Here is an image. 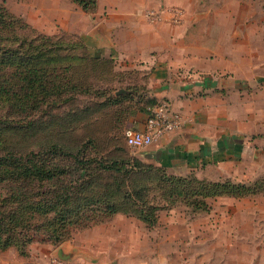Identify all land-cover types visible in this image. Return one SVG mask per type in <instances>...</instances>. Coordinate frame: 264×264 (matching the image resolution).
<instances>
[{"label":"crops","instance_id":"obj_1","mask_svg":"<svg viewBox=\"0 0 264 264\" xmlns=\"http://www.w3.org/2000/svg\"><path fill=\"white\" fill-rule=\"evenodd\" d=\"M28 1L39 31L80 40L93 57L113 60L117 92L135 96L125 113L128 128L145 127L146 98L182 114V127L155 142L162 154L148 160H166L170 172L205 169L220 181L264 183V0H97L93 11L73 0ZM175 6L184 11L178 24L169 11ZM159 8L163 20L151 21L146 12ZM254 195L242 199L244 238L228 240L227 264H264V191ZM226 199L231 214L241 208L240 198ZM162 217L149 226L119 212L59 245L36 240L26 258L13 247L2 250L0 264H50L60 250L91 264H193L189 250L181 255L173 242V222ZM185 243L202 251V240ZM215 251L195 255V264L218 262Z\"/></svg>","mask_w":264,"mask_h":264},{"label":"rangeland","instance_id":"obj_2","mask_svg":"<svg viewBox=\"0 0 264 264\" xmlns=\"http://www.w3.org/2000/svg\"><path fill=\"white\" fill-rule=\"evenodd\" d=\"M204 7L209 10L211 5ZM256 7L253 5V15L257 14ZM30 8L28 0H0V208L10 212L11 208L18 207L20 211L27 209L31 213L53 206L54 211L47 215L38 213L31 219V223L38 226L29 230L34 237L26 255L17 247H11L26 258L30 256V245L36 240L52 243L44 224L59 217L69 204L78 207L66 212L70 218L75 216L72 219L79 225L73 227V237L83 229L80 224L98 219L108 211V202L98 198H103L109 190H121L122 185L127 190L132 189V182L136 181L135 184L147 186L149 202L160 208L158 221L163 214L164 223L173 222L170 233L173 242L177 240L181 245V255L189 250V257L195 264V255L199 260L201 254L207 255L210 249H216L214 254L219 256L218 262L203 264H227L228 240L236 238L242 242L244 238V196L235 197L241 199L242 205L231 214L226 199L231 195L211 190L209 183L224 182L217 180L214 171L204 169L181 174L182 170L176 166L170 172L166 160H148L162 154L154 144L142 149L129 146L123 107L132 110L134 104L118 98L122 94L117 95L116 87L121 84L117 78H109L113 77L109 70L112 63L109 68L103 63L105 58L92 55L85 64L70 68H64L67 63L53 62V46L37 38L36 32L41 31L31 21ZM211 23L206 21L205 27L212 28ZM240 25L244 26L243 21ZM55 52L70 54L72 51L55 48ZM76 52L82 54L83 50ZM34 161L46 170L43 177L28 169ZM135 162L159 166L172 177L193 176L203 181V191L212 192L196 196L203 201L205 209L194 211V207L181 197L166 198L169 196L164 193L171 191L170 184L149 182V174L138 173L140 170ZM113 163L115 167L110 168ZM4 167L18 169L4 173L1 171ZM225 181L251 187L252 192L246 195H252L249 198L257 196L253 191H264V183L260 181ZM192 187L201 185L194 182ZM85 194L87 198L97 199L88 201L83 198ZM36 203H41L43 208H37ZM169 209L173 211L168 213ZM191 239L203 241L202 251L195 253V243H185ZM215 239L220 241L218 247L213 246ZM240 245L236 253L242 255Z\"/></svg>","mask_w":264,"mask_h":264},{"label":"trees","instance_id":"obj_3","mask_svg":"<svg viewBox=\"0 0 264 264\" xmlns=\"http://www.w3.org/2000/svg\"><path fill=\"white\" fill-rule=\"evenodd\" d=\"M76 2L79 6H81L85 11H93L95 9L97 0H73ZM36 36H39L37 38H41L40 40L45 41L47 43H50L53 46V57L51 60L53 62L61 63H67L64 68H70L71 66H75L76 64L83 63L85 64L87 61H90L93 57L90 56L88 50L85 48L83 42L80 40H75L71 38H67L65 36H50L41 32H36ZM41 36V37H40ZM68 52L71 50L70 54H62L60 52H55V48H57L59 51L66 49ZM83 50L82 54H79L76 52V50ZM103 63L110 68V64L112 63V69L110 68V72H112L113 77L109 78H117V73L113 71L114 63L113 60L104 59ZM63 65V64H62ZM77 66V65H76ZM79 66V65H78ZM103 81L104 78H102ZM107 82L109 81L106 79ZM108 88L110 86H107ZM118 89H116L117 91ZM135 96L131 94H122L119 96V99H126L129 103H131L129 100L131 98L133 99ZM125 101V102H126ZM141 101V100H139ZM127 102V103H128ZM158 101L151 98H146L144 100L145 108L147 111V108L149 106H153L157 104ZM125 110L124 117L126 118L125 113L128 112V106L126 108L123 107ZM125 120V119H124ZM134 165V162L132 163ZM135 165L139 167L140 171H137L141 174H149L147 179L149 182H161L165 184H170L169 192H165V195H168L169 197L165 196L168 199H175L176 197H181L185 199L186 203L189 205H192L194 207V211H199L200 208H204V204L202 200H199L196 196L203 197L204 195H210L212 192L205 193V190L203 191L204 183L203 181H199L198 179H194L193 176H187L186 178L183 177H172L167 173V171H163V169L159 166H155L152 164H142L135 162ZM42 165L34 163L28 167V169L34 174L38 175L39 177H43V175L46 173V170H44ZM109 167V166H108ZM115 167V163L110 165V168ZM18 167H4L3 171L4 173H13L17 171ZM119 169V168H117ZM51 177V176H50ZM136 181H133L132 183V189H125L124 186H121V190L119 191H113L109 190L106 194H103L102 201H107V212L104 213V215L98 219H94L89 222H84L83 224H80L82 228L89 227L91 225H94L96 223L104 222L107 219H109L111 216H113L116 213L124 212L131 215H134L138 217L139 219L143 220L145 223H147L149 226H153L158 223V217H159V207L151 204L149 202V192H147L146 188L147 186L140 184ZM194 182H197L201 185V187H192V184ZM149 184V183H148ZM186 184V185H185ZM212 185L211 190L214 193H225L227 195L231 196H246L252 191H250L251 187L245 184H234L229 181L224 182H211L209 183ZM144 186V187H143ZM207 186V185H206ZM140 187V188H137ZM207 188V187H205ZM148 189V188H147ZM149 190V189H148ZM126 192V193H125ZM253 193H256L253 191ZM87 194L83 196V198L86 197ZM97 198L88 197V201L96 200ZM148 199V200H147ZM110 201V202H109ZM197 201H200L198 203ZM111 203V204H110ZM37 208L41 209L42 204L36 203ZM68 205V204H67ZM71 204L66 206L64 213H60V216L55 219H50L49 221H46L44 224L45 229L49 233V239L51 242L55 245H59L61 242L69 239V237L72 236L73 227L79 226L78 224H75V220L73 221L72 218L75 216H72V218L68 217L67 211L70 210H76L78 207H71ZM33 208L36 207L35 204H32ZM53 210V206H50L49 208H46L45 210L41 211H35L32 210L31 213L27 211H20V208H11L10 212H6L5 210L0 208V249L5 250L11 246H15L18 248L19 252L22 255L27 254V248L29 246V243L31 242L32 238L34 236H31V232L29 230L37 227L38 225H34L31 222V219L35 218V216L38 213H43L44 215ZM6 213V214H5ZM3 234H6V236H3Z\"/></svg>","mask_w":264,"mask_h":264},{"label":"built area","instance_id":"obj_4","mask_svg":"<svg viewBox=\"0 0 264 264\" xmlns=\"http://www.w3.org/2000/svg\"><path fill=\"white\" fill-rule=\"evenodd\" d=\"M165 8L149 9L146 16L153 22L163 20ZM172 12V23L178 24L183 16L181 7L169 9ZM183 125V116L173 110L167 103L160 101L147 108V119L143 129L128 128L125 132L126 143L136 149L148 147L161 140L167 134L178 130ZM51 264H91L76 259L64 260L57 255L52 256Z\"/></svg>","mask_w":264,"mask_h":264},{"label":"water","instance_id":"obj_5","mask_svg":"<svg viewBox=\"0 0 264 264\" xmlns=\"http://www.w3.org/2000/svg\"><path fill=\"white\" fill-rule=\"evenodd\" d=\"M123 91L124 90H119L117 92V95L123 93ZM57 256L60 257L61 259H64V260H69V259H72L73 258L71 255H65V254H63V251L62 250H60V252H58Z\"/></svg>","mask_w":264,"mask_h":264}]
</instances>
